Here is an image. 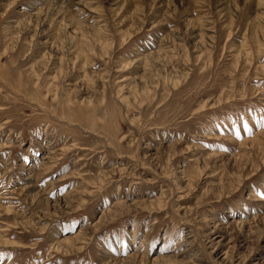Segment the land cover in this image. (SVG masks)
Returning a JSON list of instances; mask_svg holds the SVG:
<instances>
[{
  "label": "rangeland",
  "instance_id": "rangeland-1",
  "mask_svg": "<svg viewBox=\"0 0 264 264\" xmlns=\"http://www.w3.org/2000/svg\"><path fill=\"white\" fill-rule=\"evenodd\" d=\"M50 1L0 0V264H264V0Z\"/></svg>",
  "mask_w": 264,
  "mask_h": 264
},
{
  "label": "bare ground",
  "instance_id": "bare-ground-1",
  "mask_svg": "<svg viewBox=\"0 0 264 264\" xmlns=\"http://www.w3.org/2000/svg\"><path fill=\"white\" fill-rule=\"evenodd\" d=\"M68 1H70V0H68ZM63 2H65L64 0H51L50 2H47L46 3V6H48V5H55V6H60L59 4H62ZM66 3H68L67 1L65 2V4ZM49 7V6H48ZM56 8H58V7H56ZM61 8V6L59 7V9ZM50 9V8H49ZM59 9H57L56 10V13L55 14H57V12L59 11ZM85 9H86V7H83V6H79L78 8H76V9H74L75 11H74V13H77L78 14V16H80V15H84L85 13H86V11H85ZM53 11H55V10H53ZM61 11V10H60ZM65 11V10H64ZM59 13V12H58ZM71 15V14H70ZM46 16V15H45ZM69 16V15H68ZM74 16V15H73ZM257 17V16H256ZM255 17V19H257ZM64 18V17H63ZM63 18H60V19H63ZM76 18H77V16H76ZM255 19H254V21H255ZM258 20V19H257ZM79 31V30H78ZM75 35V34H74ZM56 153L55 152H52V153H50L49 154V156H44L43 157V159H47L45 162H43L42 163V166H44V168H43V171H48V169H51L54 165H53V162L54 161H57L58 159V157L57 158H55L56 156ZM43 173V172H42ZM101 175V174H100ZM103 175V174H102ZM105 175V174H104ZM160 205V204H159ZM80 235V234H79ZM71 242V241H70ZM72 247H73V245H72ZM132 256V255H131ZM136 257V256H135Z\"/></svg>",
  "mask_w": 264,
  "mask_h": 264
}]
</instances>
